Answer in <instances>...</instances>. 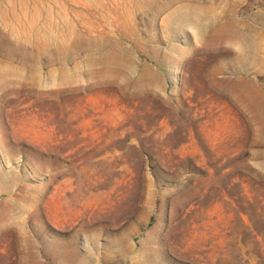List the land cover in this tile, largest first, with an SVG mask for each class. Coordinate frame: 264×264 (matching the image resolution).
Wrapping results in <instances>:
<instances>
[{"label": "rangeland", "instance_id": "374dc122", "mask_svg": "<svg viewBox=\"0 0 264 264\" xmlns=\"http://www.w3.org/2000/svg\"><path fill=\"white\" fill-rule=\"evenodd\" d=\"M0 264H264V0H0Z\"/></svg>", "mask_w": 264, "mask_h": 264}]
</instances>
